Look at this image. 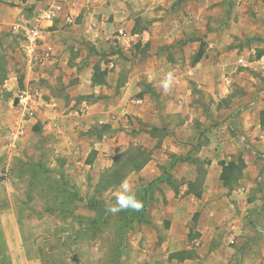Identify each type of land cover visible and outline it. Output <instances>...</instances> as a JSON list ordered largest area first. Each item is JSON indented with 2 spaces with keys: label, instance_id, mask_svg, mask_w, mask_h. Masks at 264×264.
<instances>
[{
  "label": "crops",
  "instance_id": "1",
  "mask_svg": "<svg viewBox=\"0 0 264 264\" xmlns=\"http://www.w3.org/2000/svg\"><path fill=\"white\" fill-rule=\"evenodd\" d=\"M41 1L0 0V32L15 19L26 17L24 10L37 8ZM63 2H60V20L47 25L49 28L45 33L43 47L50 49L49 59L42 61L27 51L25 53L30 61H39L42 69L49 68V73L43 76L49 79L47 87L57 84V78L59 89L60 84L68 87L69 107L64 112L52 110L47 117L43 115L42 124L52 126L54 132L51 137L58 140V147L62 138L59 125L65 118L87 122L85 128L99 129L96 134L91 132L86 153L74 147L77 144L74 140L69 141L66 147L63 143L64 149H55L54 154L64 156L66 164L71 163L69 168L74 169L81 163L90 167L92 163L85 162L86 156L95 153L92 165L102 171L100 178L123 154L137 146L135 143L140 137L152 139L151 129L158 128L157 123L166 116L181 119L179 124L167 129L166 138L178 135L176 132L179 131H194L193 121L201 123L196 124L199 132L202 131L206 128L203 123L207 118L203 109L198 107V98L211 105L229 97L232 101H240L244 105L241 115L236 119L229 118L233 122L230 125L237 130L236 136L241 140L258 133L264 136L260 124L261 112L264 111V0ZM167 73L172 74L173 80L165 89L162 83ZM234 89L239 91V98L233 96ZM52 100L50 97L49 101ZM57 101L60 102V97ZM41 103L48 105L44 101ZM63 114L65 116H61ZM223 114L228 117L230 112L224 110ZM46 118L50 120L46 121ZM129 119L136 123V128L141 127L133 135L127 129ZM225 125L221 127L224 130ZM18 134L10 137L16 151L17 140L20 142L26 138L23 132L22 136ZM120 134H124L122 144L118 141ZM234 140L225 139L224 143L213 145L211 139L202 145L194 156L195 161L205 166L202 172L197 162L181 158L180 153L173 149L169 151L174 169L192 167L181 174L172 172L176 180L173 188L168 182L171 176L162 180L167 173L159 171L162 163L154 161L153 155L142 168L134 171L148 185L165 183L168 186L164 192L165 199L175 206L176 211L178 201L189 199L197 201V205H205L202 216L207 214L210 222L213 223L214 219L211 216L219 218V223L210 224L208 231L202 225L195 229L199 234H192L193 229L188 230V226L179 224L180 214L169 213L171 224L188 232L187 245L178 251L184 253V258L173 256L172 261H199L195 245L207 240L204 235L224 234L210 253L214 259L201 257L202 261L264 264V208L258 212L255 205L259 197H256V202L243 203L250 209L246 214L252 222L244 226L237 224L233 212L223 208V202L236 205L229 202V198L241 201L245 195L242 193L244 187L253 185L258 172L264 179V160L260 163L258 159L261 156L257 150L252 146L241 147ZM212 148L216 149L214 156L209 153ZM219 149L228 155L227 160L215 157ZM237 152L244 155V173L242 178L240 176L236 182L230 183L234 188L229 191L220 176L224 166L237 163L238 159L233 158ZM80 156L84 158L78 162ZM198 181H201L199 199L188 193V183ZM197 212L192 213V218ZM23 262L29 264L28 261ZM11 264H22V261H11Z\"/></svg>",
  "mask_w": 264,
  "mask_h": 264
},
{
  "label": "rangeland",
  "instance_id": "2",
  "mask_svg": "<svg viewBox=\"0 0 264 264\" xmlns=\"http://www.w3.org/2000/svg\"><path fill=\"white\" fill-rule=\"evenodd\" d=\"M53 1L64 3L63 0H42L37 8L25 9L24 15L29 19H37ZM12 23L0 32V264H11V261H22V264L23 261H28L29 264H218L217 261H202L201 257L213 260L210 253L224 238V234H214L213 237L212 234L204 235L203 238L207 240L195 245L199 261L182 263L171 259V255L187 245L188 232L183 227L171 224L169 213L180 214L179 224L188 226V230L193 229L192 234H196L197 227L201 228L203 225L208 231L210 224L219 223V218L211 216L214 218L212 223L207 214L202 216L205 205H197V201L191 202L181 197L184 200L178 201L176 211L175 206L165 199L164 192L168 187L165 183L158 185L154 182L148 185L141 176L133 172L126 180L135 191L137 199L142 202V208L139 211L125 210L113 214L108 208L116 203L120 185L106 190L99 187V174L102 171L94 169L92 165L96 159L95 153H88L86 156L85 162L92 163L90 167L81 163L74 169L69 168L71 163L66 164L64 156L54 154L55 149H64L63 143L66 147L73 140L77 143L74 147L85 150L86 153L91 132L96 134L99 129L85 128L87 122L65 118L59 125L62 138L58 147V140L51 137L54 132L52 126L42 124L43 115L47 117L52 110L64 112L69 107L68 87L60 84L59 89L58 78L57 84L47 87L49 79L43 76L49 73V68L42 69L39 61L29 60L22 38L11 31ZM40 25L47 27L49 23L42 22ZM25 93L32 99V117L23 109L21 100ZM233 96L239 98L241 95L234 89ZM50 97L52 101H49ZM59 97L60 102L57 101ZM231 99L229 97L211 105L198 98V107L203 109L207 118L203 123L206 128L200 132L197 124L201 123L193 121L194 131H179L176 132L178 135L166 138L167 129L170 130L171 126L181 121L178 117L166 116L157 123L158 128L151 129L152 139L143 136L139 142L133 143L153 155L151 158L154 161L162 163L159 171L169 173L171 178L168 182L172 188L176 186L174 174H181L192 168L179 166L174 169L168 156L172 149L175 153H180L181 158L192 162L195 161L196 152L208 140L211 142L212 139L213 145H216L217 142L224 143L225 139L233 138L241 147L252 146L257 150L261 156L258 160L263 163L264 136L258 133L242 140L236 136L237 130L230 125L233 122L229 118L239 117L244 105ZM43 101L48 105L41 103ZM224 110L230 112L228 117L223 114ZM221 118L224 120H220ZM127 125L130 135L136 129H141L140 126L136 128V123L130 119ZM224 125L225 130L221 128ZM22 132L26 138L20 142L17 140L16 151L11 145L14 140L10 137L17 133L22 136ZM122 140H125L124 134L118 136L120 144ZM158 148L161 149L157 150ZM212 150L209 153L215 155L216 149ZM220 153L222 150L219 149L215 157L227 160L228 155ZM82 157L84 158H78V162ZM233 158L244 162L242 152H237ZM197 163L202 172L205 166L202 162ZM243 173L242 170L241 178ZM233 188L229 187V191ZM244 188L242 193L245 195L241 201L228 199L229 202L236 203L235 206L223 202L224 210L235 214L239 226L252 223L250 216L246 214L250 209L246 208L247 205L243 206V203L256 202L258 196L259 202L255 204L259 208L257 211L264 208V179L259 172L253 185ZM194 211L199 213L192 218Z\"/></svg>",
  "mask_w": 264,
  "mask_h": 264
},
{
  "label": "trees",
  "instance_id": "3",
  "mask_svg": "<svg viewBox=\"0 0 264 264\" xmlns=\"http://www.w3.org/2000/svg\"><path fill=\"white\" fill-rule=\"evenodd\" d=\"M260 124L261 128L264 129V111L261 112ZM145 153L146 152L141 147H134L128 153L123 154L111 170H108L101 175L99 187L101 186V188L106 190L119 186L131 172L138 171L149 161L150 154ZM242 167L243 163L239 158L237 163L232 162L223 167L220 179L224 186L233 187L230 183L232 181L236 182L240 178ZM168 178L169 174L167 173L162 180H168ZM158 180L160 179H157V181ZM200 182L201 181L188 183V193H192L198 199L201 196ZM64 184L68 187L67 183ZM78 200H80V197H78ZM171 256L182 260L184 258V253L177 252Z\"/></svg>",
  "mask_w": 264,
  "mask_h": 264
},
{
  "label": "built area",
  "instance_id": "4",
  "mask_svg": "<svg viewBox=\"0 0 264 264\" xmlns=\"http://www.w3.org/2000/svg\"><path fill=\"white\" fill-rule=\"evenodd\" d=\"M62 6L59 1H53L44 9L39 18L29 19L21 17L11 24V31L19 35L22 38L25 51L37 56L42 61L48 60L50 57V49L43 47L45 43V33L47 27H41V23H49L52 25L53 21L60 18V12ZM22 105L24 111L28 113L30 117L33 116V112L30 111L31 96L27 93L22 97Z\"/></svg>",
  "mask_w": 264,
  "mask_h": 264
},
{
  "label": "clouds",
  "instance_id": "5",
  "mask_svg": "<svg viewBox=\"0 0 264 264\" xmlns=\"http://www.w3.org/2000/svg\"><path fill=\"white\" fill-rule=\"evenodd\" d=\"M173 80L172 74L165 75L162 86L168 89ZM120 191L116 194V203L108 208V211L115 214L125 210L139 211L142 208V202L137 199L135 191L131 188L127 180L122 181Z\"/></svg>",
  "mask_w": 264,
  "mask_h": 264
}]
</instances>
